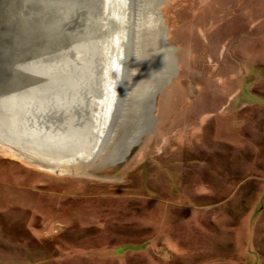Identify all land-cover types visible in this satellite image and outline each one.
Returning a JSON list of instances; mask_svg holds the SVG:
<instances>
[{"label":"rangeland","instance_id":"374dc122","mask_svg":"<svg viewBox=\"0 0 264 264\" xmlns=\"http://www.w3.org/2000/svg\"><path fill=\"white\" fill-rule=\"evenodd\" d=\"M143 1L98 152L131 27V0H112L109 116L86 170L0 142V264H264V0Z\"/></svg>","mask_w":264,"mask_h":264},{"label":"water","instance_id":"95a60500","mask_svg":"<svg viewBox=\"0 0 264 264\" xmlns=\"http://www.w3.org/2000/svg\"><path fill=\"white\" fill-rule=\"evenodd\" d=\"M0 3L3 8L18 10L13 21L7 23L13 36L3 37L1 33L7 34V30H0V111L13 121L15 140L24 143L21 137H28L24 140L29 143L24 144L46 143L68 151L73 150L72 145L81 144L71 165L89 161L109 116L112 0ZM169 47L173 48L171 44ZM12 56L16 58L11 70ZM16 87L21 88L22 97L15 92ZM20 97L23 103L18 105ZM0 142L21 155L27 154L5 137H0ZM71 154L73 151L57 157L69 158Z\"/></svg>","mask_w":264,"mask_h":264},{"label":"bare ground","instance_id":"6f19581e","mask_svg":"<svg viewBox=\"0 0 264 264\" xmlns=\"http://www.w3.org/2000/svg\"><path fill=\"white\" fill-rule=\"evenodd\" d=\"M120 1H123V0H120ZM131 2H132V7H131L132 8L131 9L132 13L130 14L131 27L127 25L128 28H129L128 34H127V42H128L127 45L125 44V40H126L125 31H124L123 28L121 29V27H123V26H119V25L117 26L116 25L117 26L116 31L119 32V33L117 32L118 33L117 34L118 35V40L119 41L121 39L124 40L123 46L125 48V52H124L125 55H124L123 59L125 60L124 66H126V67H124V69H123L124 71L123 72L121 71L123 73L122 79H121V83L123 85L122 88H124L125 85H128V86H126L123 89V91H122V88H121L120 93L119 92L117 93V100H116V103L114 105V111H113L114 113L112 112L113 114L111 116L109 129L105 132V134L103 136L105 143H104V145L102 147L99 145L101 148L98 149V152H101V150H105L107 145L109 143H112L115 135L118 133L117 123L120 120L119 113H120V110L122 109V107L124 106L126 98L129 96V94L131 92L132 79H133V76L135 75V73H134V67H135L134 61L138 57V54H139V48H138V45H137V37L139 36V32H140L139 30L141 29L140 22H138V21L141 19L139 17L140 16V10L143 9L144 1L143 0H131ZM125 3L126 2L124 1L123 6H121V7L119 6V9L120 8L122 9V7H125L126 6ZM120 5H122V4H120ZM126 11H128V10H126ZM117 12L120 15V12L119 11H117ZM117 12L115 11L116 14H117ZM17 14H18V10H16V8L15 9H13V7L12 8H3L2 11H1V8H0V19H1L0 21H2V24L0 25V30L2 32H3V30H7V34L6 33H1L3 37L11 38L13 36V33L10 34V32H12V31L8 27L7 23H11L13 21V18H15V16ZM126 15H127V12H126ZM126 15H125V17H127ZM137 15H138V17H136ZM114 18H115V16H114ZM122 18H123V16H122ZM119 21L121 22V19H119ZM15 25H16V28H17L18 27L17 23H15ZM121 25H123V24H121ZM124 27H126V26H124ZM130 30H132V32ZM134 31H135V33H133ZM100 34H103V30L100 31ZM73 44H75V43H73ZM126 47H127L128 50H126ZM74 53H76V52H74ZM117 53H119V52H117ZM14 56H16V51H15ZM16 57H13V56L11 57V60H10L11 64H9L10 66L12 65V67L10 68L11 70L14 68L13 62H15L14 59ZM89 69L91 71H94L91 66L89 67ZM130 72H131V78H129ZM92 74H94V73L92 72ZM89 78L93 79V76H91V77L89 76ZM128 79H130V80H128ZM91 84L93 85V80L91 81ZM114 87H115V83H113V88L112 89H114ZM16 91L20 92V96L21 97L23 96V93H22L20 87H18V89L16 87L15 88V92ZM21 97H20L18 105L23 103L21 101ZM109 109H110V105H108V107H107V110H108L107 112L108 113H109ZM1 113L2 112L0 111V137H5V138H7V140L9 139V141L12 144L16 145L18 148H20L22 151H24L25 153L28 154V155L24 154L22 156L26 157L31 162L38 164V166L44 168V170H46L48 172L59 173V174L75 173V172H80V171L86 170L89 167L90 163L94 160V158H91L88 162H85V163H83L81 165H71L72 161L74 160V156L73 155H75L76 151H79L81 149L80 148L81 144L74 145V146L72 145L71 149H73V150L68 151V150H66L65 147L64 148L63 147H53L50 144H47L48 146H46L45 145L46 143H43L42 145H40V143L35 144V145L24 144V143H29L27 140H24V139H26L28 137H26V138L21 137L23 139L24 143H20V142L16 141L15 140V136H14V131L16 132L17 130H15V126H14L13 121L12 120H7V118H5L3 116V114H1ZM90 120H91L90 123L92 124L94 119L92 118ZM16 125L20 128V126L17 123H16ZM92 131H94V128H93ZM31 140H32V142H35L33 139H31ZM102 140H103V138H102ZM72 151H73V154H71L72 156L69 157V158H58L57 157L58 155L63 156V154H66V153L72 152ZM58 153H60V154H58ZM15 156H17V155H15ZM61 162H63V163L61 164ZM48 164H50V165H48Z\"/></svg>","mask_w":264,"mask_h":264}]
</instances>
